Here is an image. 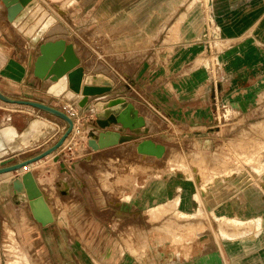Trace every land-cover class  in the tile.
I'll return each mask as SVG.
<instances>
[{
	"label": "rangeland",
	"instance_id": "1",
	"mask_svg": "<svg viewBox=\"0 0 264 264\" xmlns=\"http://www.w3.org/2000/svg\"><path fill=\"white\" fill-rule=\"evenodd\" d=\"M44 1L64 21L56 24L59 30L64 31L63 35L73 37L74 33L91 36L101 34L97 25H73L65 17V3L61 5L59 2H79L82 5L80 13L85 12V16L92 19L97 4L107 3L109 0ZM112 1L149 4V10L144 11L149 21L146 27L149 36L161 27L163 33L179 39L182 49L195 48L196 73L193 77L199 86L194 90L193 96L197 99L194 105H181L176 107V111L172 107L168 110L170 114L164 115L161 112L158 116V111L154 110L156 113L148 115L152 130L149 139L167 146L162 158L142 159L137 151L129 155L133 175L129 185H132L133 191L148 198L160 196L164 200L160 201L163 204L161 209L156 208L160 203L149 207V217L144 220L149 226V233L140 232L137 227L142 223L140 218L101 219L102 230L98 234L84 235L88 242L87 252L101 250L100 262L96 264H107L110 260L111 264H115L112 259L108 260L112 255L116 264H128L131 257L139 263L142 250L143 253L146 250L141 246L144 244L141 243L144 237L148 239L145 244L161 245L164 248V256L171 258L172 264H192L191 261L196 257L211 259L214 264H222L226 260L228 264H264V27L259 28L261 36L253 34V30H250L241 38L224 37L217 25H208L213 21L210 0ZM158 5L163 8L157 10ZM0 11V25L5 24L4 28L1 27L5 32L1 44L7 54L13 51L20 53L21 57L12 59L14 62L29 65L34 56H30L25 37L18 36V30L7 18L6 9ZM137 12L139 13L136 17H140V11ZM149 16H152V19H149ZM163 19L165 24L160 25ZM85 21L92 23L93 20ZM140 29H144V26H133V34H144ZM146 35L145 33L143 36ZM228 39L232 40L227 41ZM153 45H156V42H153ZM188 60L186 57V61ZM256 66L257 71L254 69ZM23 69L20 65V70ZM5 76L4 72H0V87L4 92L17 98L30 99L19 94V84L16 81L7 84ZM181 81L188 83L192 79L185 74ZM208 83H212L213 87L207 96L208 104L204 105L205 84ZM38 111L30 106L0 100V126L8 120L10 123L21 124ZM41 115L47 117L45 112H41ZM62 133L64 132L59 135ZM68 143L66 142V146L71 142ZM74 144L75 142L72 143L73 147ZM12 162L1 160L0 166ZM120 172L121 176H118L116 185H110V173L106 172L102 187L117 196L129 199L130 197L123 193L129 178L126 182L124 171ZM3 180L0 176V185ZM143 185L145 186L142 187ZM227 186L230 189L235 188L233 193L237 190L243 191L244 187L247 192L249 186L252 200L257 201L258 196L262 199L261 202H255L263 213L260 225L250 221L259 218L241 219L245 223L235 225L227 224L225 219L214 215H221L227 210V204L223 205L221 202V197L230 193V190L226 192ZM194 191L197 192L198 198L193 196ZM178 197L181 200L176 204ZM228 211H231L230 206L224 214H228ZM12 224V219L4 220L0 214V228L5 226L8 231L4 235L0 234V264H66L68 260L69 264H75L80 257L88 263L82 250H78L76 246H71L69 250L65 248L62 242L67 235L48 236L49 244L42 249H20L17 236L13 229L9 228ZM222 225L229 231H244L246 234L236 239L221 238L218 233ZM43 240L44 236L39 238V241Z\"/></svg>",
	"mask_w": 264,
	"mask_h": 264
},
{
	"label": "crops",
	"instance_id": "2",
	"mask_svg": "<svg viewBox=\"0 0 264 264\" xmlns=\"http://www.w3.org/2000/svg\"><path fill=\"white\" fill-rule=\"evenodd\" d=\"M38 2L58 17L59 14L53 12L44 0H38ZM59 3L61 5L65 3V5L63 4L65 17L73 25L76 27L88 24L91 27L97 25V30L101 34L91 36L74 33L73 37L65 36L63 35L64 31L59 30L55 24L44 39L54 41L64 39L67 43L74 44L76 53L81 60L80 64L84 68V82L89 75L102 74L113 80L112 93L99 96L91 102L93 109H83L80 112L76 120L78 128L66 140L69 143L75 142L74 147L69 149L65 146V142L56 153L30 164L29 168L0 174L1 178L4 179L0 185V214L3 215L4 220H7V218L12 219L13 224L9 228L13 229L14 234L17 236L20 249H42L49 244L47 242L48 236L53 234L67 235L62 242L65 248L69 250L71 246H76L78 250H82L84 258L88 260V263H86L81 260L83 257H80V260L78 259L75 264H96L100 262L101 250L96 251L94 249L91 253L87 252L89 250L87 247L88 242H86L84 235L98 234L102 230L101 219H115L117 217H127L132 220L142 219L141 225H137V227L140 228L142 234H148L149 226L146 225L144 220L149 217V207L157 203L162 204L160 201L164 200L160 196L148 198L138 195L137 191H133L132 185H129L133 175L132 160L128 158L132 152L137 151L142 159L162 158V156L155 157L138 151V144L143 139L149 138L150 132H152L151 128L148 135H141L136 140L95 150L88 144V141L92 131L99 135L102 129L95 126V112L99 110L94 107V103L123 95L135 105L139 114L146 119L149 127L150 119H148V115L156 113L154 110L158 111L156 115L159 116L161 112L164 115L170 114L168 110L172 107L176 111V107L181 105H189V103L194 105L197 102L195 95L193 96L195 94L194 90L199 86L193 77L196 73L194 65L196 52H194L195 48L182 49L179 39L177 40L176 37L163 33L161 27L160 29L157 28L156 33L149 36L150 34H148L146 28L149 21L147 14L144 12L149 10L150 6L147 3L112 0L107 3L100 2L97 4L92 19L85 16L87 13H80L79 10L82 5L79 2L66 3L61 1ZM0 4L3 5V7L0 5V10H5L6 7L1 0ZM162 8L161 5H158L157 10ZM101 9L104 11L102 12ZM210 10L212 23L217 25L224 37L236 36L241 38L247 35L250 30H253V34L259 35V28L264 27V0H210ZM137 11H140V17H136V14L139 13ZM58 19L59 22L64 23L60 16ZM149 19H152V16H149ZM84 20L93 21L89 23L84 22ZM164 20L160 25L165 24ZM11 24L13 25L12 22ZM4 25H0V72L5 73L7 84H13L16 81L19 84L18 92L22 96L30 99L36 98L38 101L63 108L64 104L68 103L66 99L47 93L48 87L53 82L41 79L34 73L35 61L40 54V49L37 46L34 47L31 43L29 44V40L24 38V35L13 25L18 30V36L27 41L28 49L31 52L30 56H34L29 65L18 62L24 67L23 70H20V65L12 60L21 57L20 53L13 51V53L7 54L4 45L1 44V38L5 35V32L2 31L4 29L1 27L4 28ZM135 25L144 26V29H140V32L147 35H134L132 31ZM78 31L80 32V30ZM231 40L228 39L227 41ZM2 42L4 43V40ZM153 42H156V45H153ZM186 57L189 59L188 61H186ZM254 69L257 71L258 67L256 66ZM185 74L189 75L192 81L183 83L181 79ZM16 78L19 80L17 81ZM212 87V83L205 84L204 96L206 98L204 105L208 104L207 96L210 94ZM0 89L3 90L1 87ZM41 112L38 111L36 115L25 121L23 120L21 124H11L22 130L31 119L38 117L53 123L56 130L43 142L20 153L18 152L15 156L34 149H47L58 141L61 137L59 133L64 132L66 129L65 121L47 113V117L43 116ZM8 121L3 125L10 124ZM119 125L113 124L108 128L113 136L115 133H120L121 136L132 135L130 129L119 131ZM12 161V163L18 162L14 158ZM27 169L32 170L42 196L53 214L54 221L49 224L43 225L37 221L30 209L29 201L23 200L15 194L13 182L21 178ZM122 170L125 175L124 180L127 182V178H129L123 190L126 197H130L129 199L117 196L112 191L102 187L106 172L110 173L108 177L110 185L112 183V185H116ZM237 187L239 186L237 185ZM225 189L226 192L230 190V193H226V196L221 197V202L223 205H225L224 203L227 204V210L230 206L231 211H228L226 215L224 213L227 210L221 215L214 214L217 218L234 217L244 220L253 217V219L259 218L261 220L263 213L260 212V206L256 205L255 202H261L262 199L258 196L257 201H253L252 195L249 193L252 192L249 186L247 192H245V187L243 191L237 190L235 193H233L235 188L231 187L230 189L227 186ZM193 196L198 198L196 191L193 192ZM177 199H179V204L181 198L178 197ZM159 205L158 208L163 206V204ZM136 207H139V209ZM224 208L226 207L224 206ZM259 219H251L250 221L258 223ZM221 227L227 229L225 225ZM221 227L218 234L222 238L225 236L220 233ZM1 233L3 235L8 233L5 226L0 228ZM71 235H76V237L73 238ZM43 236L44 240L39 241V238L41 239ZM176 238H178L177 235ZM142 240L141 243L144 244H141V246L146 249L144 253L142 250V259L137 263L136 259L131 257L128 261L130 263L127 262L128 264H172L171 258L164 256L162 251L164 248L161 245L145 244L148 239L144 237H142ZM142 247L141 249H143ZM176 258L180 260L179 257L176 256ZM110 259L116 264L113 255L112 258L111 256L108 257V260ZM69 261L66 264H69ZM110 261L107 264H111ZM191 263L214 264L211 259L200 257L194 258ZM222 264H228V261L226 260Z\"/></svg>",
	"mask_w": 264,
	"mask_h": 264
},
{
	"label": "water",
	"instance_id": "3",
	"mask_svg": "<svg viewBox=\"0 0 264 264\" xmlns=\"http://www.w3.org/2000/svg\"><path fill=\"white\" fill-rule=\"evenodd\" d=\"M3 2L8 9V20L32 45L39 46L40 54L35 61L34 73L41 79L53 82L47 89L48 94L63 97L73 103L79 112H82L83 109H93L91 102L99 96L112 93L113 80L102 74L89 75L84 82V68L80 64L81 60L74 44H69L64 39L55 41L44 39L52 26L59 22L56 15L38 0H3ZM0 100L10 104L33 107L65 121L67 125L64 133L52 146L47 149H34L16 156V153L46 140L56 130L55 125L47 120L34 117L22 130L11 123L0 126V159L6 162L12 161L13 158L18 160L16 163L0 166V174L22 171L24 168H29L30 164L56 153L74 130V118L61 108L38 100L17 98L1 89ZM94 107L99 110L95 112V126L102 129L99 135L92 131L88 141V144L95 150L136 140L141 135H147L150 132L146 119L123 95L112 97L107 101H96ZM113 124H120L119 131L130 129L132 135L121 136L120 133H115L113 136L108 129ZM137 148L140 153L158 157L166 152L164 144L149 138L143 139ZM13 187L15 194L29 201L30 209L37 221L43 225L54 221L53 214L42 196L32 170L27 169L21 178L14 180Z\"/></svg>",
	"mask_w": 264,
	"mask_h": 264
},
{
	"label": "bare ground",
	"instance_id": "4",
	"mask_svg": "<svg viewBox=\"0 0 264 264\" xmlns=\"http://www.w3.org/2000/svg\"><path fill=\"white\" fill-rule=\"evenodd\" d=\"M1 5V4H0ZM4 6L6 7V10L8 11V9H7V6L4 4ZM1 7H3V5H1ZM186 31V30H185ZM186 35H187V33H186ZM185 35V36H186ZM193 36V35H192ZM190 38V37H189ZM256 53V52H255ZM261 55V54H260ZM264 57V56H263ZM258 58H259V55H258ZM251 59H252V57H251ZM252 62V61H251ZM9 122V121H8ZM152 156H156V155H152ZM156 157H158V156H156ZM2 160V159H1ZM4 174V173H3ZM197 197H199V196H197ZM178 202H179V199H176V204H178ZM174 204V203H173ZM174 207V206H173ZM176 207V206H175ZM158 208V207H157ZM162 207H160L159 209H161ZM172 208V207H171ZM174 209V208H173ZM186 214V213H185ZM225 221L227 222V224L228 223H232V224H235V225H243V223H245L244 221L242 222V220L241 219H238V218H234V217H228V218H226L225 219ZM259 222H258V224L260 225V223H261V220L259 219L258 220ZM220 233H221V235L222 236H225V237H228V238H231V239H236V238H238V237H241V236H244L245 234H246V232H240V233H238V232H234V231H228L227 229H225V228H223V227H221V231H220Z\"/></svg>",
	"mask_w": 264,
	"mask_h": 264
},
{
	"label": "built area",
	"instance_id": "5",
	"mask_svg": "<svg viewBox=\"0 0 264 264\" xmlns=\"http://www.w3.org/2000/svg\"><path fill=\"white\" fill-rule=\"evenodd\" d=\"M208 25H213V23H212V22H209ZM63 110H65L70 116H72V117L74 118V120H75V127H74V130H73V131H76L77 128H78V127H77V124H76V120H77V118L79 117L80 112H79L78 109L74 106L73 103H69V102L66 103V104H64V106H63ZM78 131H79V129H78ZM72 143H73V142H71V143L67 146L69 149H71V148L73 147ZM65 146H66V144H65Z\"/></svg>",
	"mask_w": 264,
	"mask_h": 264
}]
</instances>
